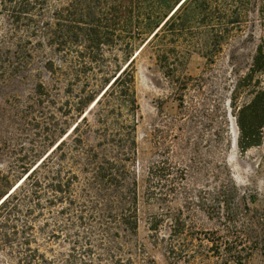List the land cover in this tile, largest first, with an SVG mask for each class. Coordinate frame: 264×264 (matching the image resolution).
<instances>
[{
  "label": "trees",
  "instance_id": "obj_1",
  "mask_svg": "<svg viewBox=\"0 0 264 264\" xmlns=\"http://www.w3.org/2000/svg\"><path fill=\"white\" fill-rule=\"evenodd\" d=\"M253 12L264 27V0H0V81L31 67L43 40L51 50L43 66L49 77L71 88L82 84L75 110L83 113L79 107L94 102L0 200V243L13 249L20 264H95L94 259L103 264L109 258L97 247L108 251L112 264H124L105 235L112 225L123 226L124 232L138 228V182H129L127 165L137 151L131 118L137 110L135 48L141 42L142 49L151 47L162 69L169 67L171 54L178 61L180 44L212 61ZM250 72L243 81L255 88L254 97L235 113L241 151L260 145L264 137V88L254 77L264 72V37ZM237 199L247 200L236 184L222 178L212 212L221 209L224 225L243 248L237 224L248 206L240 207ZM41 218L39 230L47 239L64 237L71 245L67 258L47 259L32 247L34 223ZM95 222L100 226L97 246ZM170 248L175 254L174 242Z\"/></svg>",
  "mask_w": 264,
  "mask_h": 264
},
{
  "label": "rangeland",
  "instance_id": "obj_2",
  "mask_svg": "<svg viewBox=\"0 0 264 264\" xmlns=\"http://www.w3.org/2000/svg\"><path fill=\"white\" fill-rule=\"evenodd\" d=\"M262 37V19L253 12L212 61L180 44L178 61L171 54L169 67L162 69L151 47L142 49L141 42L135 48L137 110L131 118L137 151L127 165L129 182H138V228L124 232L123 226L112 225L105 235L124 264H264V137L247 151L235 147V113L255 90L243 80L253 75L250 68ZM41 41L44 46L33 52L31 67L0 81V200L94 103L81 105L83 113L75 110L82 84L71 88L49 77L43 66L51 50ZM254 77L264 88V72ZM88 118L93 123L94 115ZM88 138L95 142L93 133ZM222 178L247 198L236 201L248 206L237 224L243 248L224 225L221 209L212 212ZM44 220L34 223L37 242L32 247L47 259L67 258L71 245L64 237L47 239L39 230ZM92 226L97 246L99 222ZM173 242L175 254L169 252ZM96 251L109 258L103 264H112L107 250ZM12 252L0 243V264H20Z\"/></svg>",
  "mask_w": 264,
  "mask_h": 264
},
{
  "label": "water",
  "instance_id": "obj_3",
  "mask_svg": "<svg viewBox=\"0 0 264 264\" xmlns=\"http://www.w3.org/2000/svg\"><path fill=\"white\" fill-rule=\"evenodd\" d=\"M237 146V137H236V139H235V147Z\"/></svg>",
  "mask_w": 264,
  "mask_h": 264
},
{
  "label": "bare ground",
  "instance_id": "obj_4",
  "mask_svg": "<svg viewBox=\"0 0 264 264\" xmlns=\"http://www.w3.org/2000/svg\"><path fill=\"white\" fill-rule=\"evenodd\" d=\"M140 53V51L139 52H137V55Z\"/></svg>",
  "mask_w": 264,
  "mask_h": 264
}]
</instances>
